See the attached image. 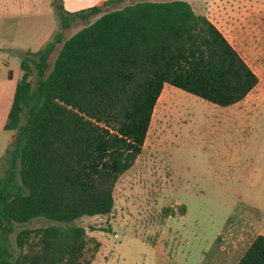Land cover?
I'll return each mask as SVG.
<instances>
[{"label":"trees","instance_id":"obj_1","mask_svg":"<svg viewBox=\"0 0 264 264\" xmlns=\"http://www.w3.org/2000/svg\"><path fill=\"white\" fill-rule=\"evenodd\" d=\"M123 1L74 12L56 4L61 28L100 15L63 41L52 65L60 31L19 62L22 75L3 125L15 134L0 176V264L91 263L78 221L112 210L115 183L141 152L164 83L221 107L258 83L188 1H137L103 12ZM34 218L47 223L19 229L13 246L15 227ZM237 264H264V235Z\"/></svg>","mask_w":264,"mask_h":264},{"label":"rangeland","instance_id":"obj_2","mask_svg":"<svg viewBox=\"0 0 264 264\" xmlns=\"http://www.w3.org/2000/svg\"><path fill=\"white\" fill-rule=\"evenodd\" d=\"M137 1L145 0L110 3L103 12ZM186 1L223 32L258 83L229 109L173 86L162 89L141 152L115 183L112 210L78 221L89 238L90 264H236L264 230V0ZM60 2L0 0V176L13 146L15 132L2 124L20 60L60 31L52 65L63 41L100 15L61 28ZM46 223L34 218L16 226L12 245L19 229Z\"/></svg>","mask_w":264,"mask_h":264},{"label":"crops","instance_id":"obj_3","mask_svg":"<svg viewBox=\"0 0 264 264\" xmlns=\"http://www.w3.org/2000/svg\"><path fill=\"white\" fill-rule=\"evenodd\" d=\"M62 1V5H63V8L66 10V11H69V12H74V11H77V10H81V9H84V8H88V7H91V6H94V5H101L105 0H61ZM68 4H70L71 5V10H68V6H70V5H68ZM207 17V16H206ZM208 18V17H207ZM209 19V18H208ZM210 20V19H209ZM211 21V20H210ZM212 22V21H211ZM213 23V22H212ZM217 27V26H216ZM218 28V27H217ZM219 29V28H218ZM220 30V29H219ZM221 31V30H220ZM222 32V31H221ZM222 34H223V32H222ZM224 35V34H223ZM225 36V35H224ZM226 37V36H225ZM229 41V40H228ZM230 42V41H229ZM236 49V48H235ZM237 50V49H236ZM238 51V50H237ZM241 55V54H240ZM242 56V55H241ZM243 57V56H242ZM244 59V58H243ZM245 60V59H244ZM246 61V60H245ZM247 62V61H246ZM248 64V63H247ZM249 65V64H248ZM250 66V65H249ZM254 71V70H253ZM257 75V74H256ZM258 77V76H257ZM11 78H13V75L11 76ZM167 85H169V86H172V85H170V84H168V83H164V85H163V88L164 87H166ZM174 87V86H173ZM256 87V86H255ZM254 87V88H255ZM162 88V89H163ZM253 88V89H254ZM14 89H15V85H14ZM252 89V90H253ZM251 90V91H252ZM162 91V90H161ZM13 93H14V90H13ZM247 96V95H246ZM245 96V97H246ZM244 97V98H245ZM12 98H13V96H12ZM243 98V99H244ZM242 99V100H243ZM241 100V101H242ZM240 102V101H239ZM239 102H237V103H239ZM237 103H234V104H232V105H229V106H225L226 107V109H229L231 106H233V105H235V104H237ZM11 105V104H10ZM225 107H223V108H225ZM10 108V107H9ZM7 116V115H6ZM6 119V118H5ZM4 122H5V120H4ZM3 125H4V123L2 124V129L4 130V128H3ZM4 131H7V130H4ZM9 132L7 131V134H8ZM5 142H6V140H5ZM264 235V230L263 231H259L258 232V235ZM257 236V235H256ZM255 238V237H254ZM253 241V240H252ZM251 241V242H252ZM251 242L249 243V245L251 244ZM248 245V246H249ZM237 264V263H236Z\"/></svg>","mask_w":264,"mask_h":264}]
</instances>
